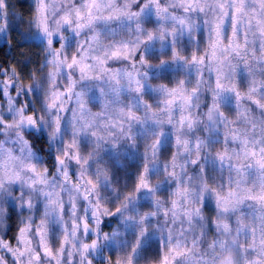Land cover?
I'll return each instance as SVG.
<instances>
[{"label": "clouds", "instance_id": "obj_1", "mask_svg": "<svg viewBox=\"0 0 264 264\" xmlns=\"http://www.w3.org/2000/svg\"><path fill=\"white\" fill-rule=\"evenodd\" d=\"M0 264H264V0H0Z\"/></svg>", "mask_w": 264, "mask_h": 264}]
</instances>
